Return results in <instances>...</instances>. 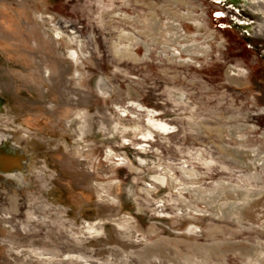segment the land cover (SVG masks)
Returning a JSON list of instances; mask_svg holds the SVG:
<instances>
[{
	"label": "rangeland",
	"instance_id": "374dc122",
	"mask_svg": "<svg viewBox=\"0 0 264 264\" xmlns=\"http://www.w3.org/2000/svg\"><path fill=\"white\" fill-rule=\"evenodd\" d=\"M214 1L0 0V264H264V0Z\"/></svg>",
	"mask_w": 264,
	"mask_h": 264
},
{
	"label": "built area",
	"instance_id": "2783aa9c",
	"mask_svg": "<svg viewBox=\"0 0 264 264\" xmlns=\"http://www.w3.org/2000/svg\"><path fill=\"white\" fill-rule=\"evenodd\" d=\"M214 2L219 4L221 1L218 0V1H214ZM218 14H219V15H218ZM226 15H227V12L224 11V10H216V11H214V13H213V17L215 18V20L223 19V18L226 17ZM243 24H246V25H247L248 23L244 21ZM176 53H177V52H176ZM178 55H179V54H178ZM187 59L191 61V59H190L189 57H187Z\"/></svg>",
	"mask_w": 264,
	"mask_h": 264
},
{
	"label": "bare ground",
	"instance_id": "6f19581e",
	"mask_svg": "<svg viewBox=\"0 0 264 264\" xmlns=\"http://www.w3.org/2000/svg\"><path fill=\"white\" fill-rule=\"evenodd\" d=\"M159 126V125H158ZM156 127H157V125H156ZM159 127H161V126H159Z\"/></svg>",
	"mask_w": 264,
	"mask_h": 264
},
{
	"label": "snow or ice",
	"instance_id": "6c2138e0",
	"mask_svg": "<svg viewBox=\"0 0 264 264\" xmlns=\"http://www.w3.org/2000/svg\"><path fill=\"white\" fill-rule=\"evenodd\" d=\"M219 15V14H218Z\"/></svg>",
	"mask_w": 264,
	"mask_h": 264
}]
</instances>
